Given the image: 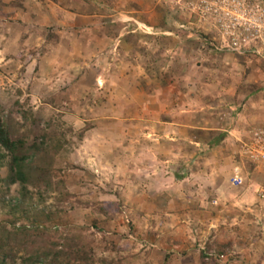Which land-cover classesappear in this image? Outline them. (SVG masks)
I'll list each match as a JSON object with an SVG mask.
<instances>
[{"label": "rangeland", "instance_id": "rangeland-1", "mask_svg": "<svg viewBox=\"0 0 264 264\" xmlns=\"http://www.w3.org/2000/svg\"><path fill=\"white\" fill-rule=\"evenodd\" d=\"M192 1L0 0V117L13 139L24 136L27 143L49 134L52 142L60 144L57 154L41 153L38 164L59 172L56 176L73 196L44 228L74 235L97 256L115 264H201L202 254L210 257H204L203 264H264L262 197L260 206L251 211L252 227L248 228L245 207L236 211L229 200L218 201L205 182L211 177L204 173H195V185L189 186L200 194L194 197L204 201L209 197L202 209L190 203L194 197L172 192L166 194L172 204L139 202L150 196V189L155 191L150 187L154 177L150 169L159 163L156 151L163 154L165 149L176 150L175 146L188 149L189 141L206 151L213 147L209 145L212 138L220 139L224 157H230L226 184L240 190L247 184L259 185L253 190L258 198L264 191V168L244 153L248 135L264 127V59L229 50L235 56H223L221 61L210 45L203 47V41L199 42L202 51H192V58L183 53L180 34L163 54L153 46L159 43L153 41L156 33L165 32L161 30L168 25L183 31L184 24H191L199 41L213 42L207 35L211 19H199L190 9ZM88 37L89 41L96 38L89 48ZM201 72L213 77L202 79ZM168 84L174 86L169 102L185 108V100L188 111L176 117L172 130L165 129L160 118L145 128L137 126L142 114L149 115L150 103L173 108L167 104L165 89L154 88ZM25 112L33 114V122H23ZM213 117L212 125L208 121ZM210 126L218 130L209 132ZM165 133L173 138V147ZM196 150L190 147L189 158L181 162L188 170L191 164L198 166L193 162L203 156ZM138 164L146 171L136 178L137 187H123L122 178L128 176L123 171L132 172ZM235 168L243 176L240 186L231 183ZM253 172L259 174L252 176ZM6 173L1 168L0 179ZM169 184L167 180L165 186ZM18 195L17 185L9 189L0 185V236L13 220L17 225L28 224L19 211L9 209ZM54 203L50 195L38 208ZM94 205L107 213H99ZM154 208L163 211L157 215L148 211ZM193 210L204 216L193 213L192 218Z\"/></svg>", "mask_w": 264, "mask_h": 264}, {"label": "trees", "instance_id": "trees-1", "mask_svg": "<svg viewBox=\"0 0 264 264\" xmlns=\"http://www.w3.org/2000/svg\"><path fill=\"white\" fill-rule=\"evenodd\" d=\"M15 5L19 6L20 2H15ZM22 120L25 124L33 122V114L23 113ZM12 137L0 117V169L7 171L5 178L0 179V185L7 189L13 185L19 187V195L12 199L9 209L11 212L19 211L28 224L17 225V221L13 220L9 229L0 236V264H115L114 260L97 256L93 249L85 247L74 235L56 228L54 232H49L44 228L60 215L65 204L73 198L65 181L56 176L59 172L54 174V171L38 164L41 153L49 151L57 154L60 144L52 142L49 134L35 136L27 143L24 136ZM50 195L54 205L38 208V203L44 202ZM94 206L99 213H107L102 206ZM204 257L210 258L209 254L207 257L202 254L199 259L201 264Z\"/></svg>", "mask_w": 264, "mask_h": 264}, {"label": "crops", "instance_id": "crops-1", "mask_svg": "<svg viewBox=\"0 0 264 264\" xmlns=\"http://www.w3.org/2000/svg\"><path fill=\"white\" fill-rule=\"evenodd\" d=\"M170 25H173V24H170ZM144 26L151 28L149 24H144ZM162 26H163V24H162ZM181 26H183V25H181ZM183 27H184L183 31H182V29L180 30L178 27H177V30H174L173 26L169 27V25L167 27H163L161 31H165V32H161L160 34H158L159 32L156 33L155 39L153 41H156V39H158L159 43L155 42L153 44V46H155V48L158 51H160L161 54H163V52L172 49V45H174L173 44L174 40H176V38H178L179 37L178 35L180 34L184 38L183 44H182L183 53H185L186 55L190 54L192 56V58L194 57V53H193L194 51H196V50L202 51L199 47V42L201 44V41H203V47H205L206 45H210V47H208V48H211L216 53V57L218 59L220 57L221 61H223L225 58L229 57L230 55H232V57H233L234 53L231 54L230 51L227 50L223 46V42L221 41L217 30L213 26L212 27L209 26L211 28L207 29V35L208 34L211 35V40L213 42H204L205 39H203V38H200L201 40L199 41V39H197V37H195V35H194L195 32H193L191 24H184ZM90 32H92V30ZM157 35H159V36H157ZM91 40H92V44H93L94 41H96V38H93ZM90 41H89V37H88V48L92 45L90 43ZM212 46L213 47L215 46V47L213 48ZM140 47L141 46H138V49H140ZM180 49H178V50H180ZM198 53L199 52H195V55L198 56ZM172 58L175 61L176 58H174V57H172ZM180 58H181V56H180ZM179 63H182V62H176V64H179ZM162 65H164V64L162 63ZM181 65H182V68L184 69L185 66L183 64H181ZM199 74H202V79L203 78L205 79V77H207L208 75L209 76L207 78L213 77L211 74H208L206 72L205 73L201 72ZM154 88L157 92H162L165 89L166 93H168L167 104H169L173 108L169 109L168 106H166L164 109H162L161 104L159 102L155 101L153 103H150L147 106V108L149 110V115L146 116L145 114H142L139 117V119L136 121V124L139 127L145 128L144 126H148V125L150 126L151 124H153L152 123L153 119L159 120V118H160V124L161 125L166 124L167 126L165 125L163 127L167 130H170V129L172 130L173 129L172 127L177 125L175 123L176 117L177 116L182 117L183 113H186L188 111L187 110L188 108L186 107L185 100H182L185 108H183V107L177 108L172 103V100H171V102H169V92L171 90L174 91V86L172 87V84H168L167 86L166 85L165 86H154ZM190 112L191 111H189L188 113H190ZM195 117H198V114H196ZM215 117L211 118L208 121V123L213 125ZM234 118H235V115L233 114V118L230 121L232 122L234 120ZM208 130H209V132L210 131L215 132L218 129H216V127L210 126L208 128ZM169 133H165L163 135V137L165 139H168L171 142V143L168 142L169 146L173 147V138L169 137ZM190 133H194V130H192V132H190ZM147 134L150 136V132ZM171 134H172V132H171ZM158 137L160 138L161 135H159ZM216 139L215 138L211 139V141H210L211 143L209 142L210 143L209 145L213 146V147H209L211 149L209 150V148H208L206 151H201L200 149H198L196 141L195 142L189 141L187 144L188 149L180 150L179 146H175V147H177L176 150L173 149L174 147L170 150L165 149V152L163 154L156 151L154 153V158H156V160H158L159 163L153 166L154 169L148 168L151 170L150 175L154 176L150 179V187L155 188V191H154V189H150L152 191L150 193V196L147 197L146 200H144L145 198H143V200H140L139 202H141L142 204H145V205H149V206L158 205V204H172V201H167V196H166V194L169 195L171 192L175 193L176 195L178 194L180 196H184L187 194L188 196H190V198L194 197L195 195H200L199 193L194 194L193 191H190L189 186L195 185L194 180H192L193 175L195 173H204V174L210 175L211 179L205 180V182H208L210 185L209 186L207 183L208 187L211 188L212 191H214L215 195L217 194L216 196H219L218 201H221L222 199L226 200V201L229 200L231 202L230 203L231 209L236 208V211H242L241 208L245 207V210L247 212L245 211L244 218L247 217V221H248V223L245 226H246V228L252 227V224H251L252 218L251 217L254 214H252L253 212H251V211L256 210L257 204L260 206V204L262 202L260 200L261 196H260V198H258L257 195H255V193H254V191L258 189L259 185H253L254 187L252 188V186L250 187V185L247 184L246 186H243L242 190H240L239 188H233L231 186L229 187V185L226 184L227 183L226 176L230 171L229 170V168H230L229 158L230 157H224V154L220 149V144H219L220 139H218V138H216ZM157 140L158 139H156L155 141H157ZM176 145H179V144H176ZM190 147H196L197 154L201 153V154H203V156H198L197 160H195L193 162V163L196 162V164L198 166H193V164H191L189 166V170H188V165L183 164V166H182L181 162H184L185 158H187V157L189 158V156L187 155V152L189 151ZM207 147H208V145L207 146L204 145V148H207ZM178 149H179V151H178ZM196 152H195V157L197 155ZM191 159H193V158H191ZM188 161H191V160H188ZM177 165H180V167L178 168ZM122 168H124V167L122 166ZM144 168H145V166L138 164V166L134 165L132 172H127V169H125L123 172H126V174H128V176H126V178H128L129 183L126 182V178L125 179L122 178L124 180L123 187L127 186V185L137 187L138 184L135 182L136 178H139V176L142 174L143 170L146 171V169H144ZM186 171L189 172V175L184 174V176H182L180 174V173H184ZM167 173H170L169 174L170 177L165 176V174L167 175ZM172 173H176V174H172ZM257 174H259V173L253 172L252 176L257 175ZM223 176H224V178H223ZM241 177L243 178V176H241ZM131 180H133V182ZM167 180H169L170 184L167 185V187H166L165 182ZM172 184H174V185H172ZM196 188L198 189L199 187L196 186ZM168 189H170V191H168ZM204 189H206V188H204ZM163 191H165V194H163L164 193ZM166 191H168V192H166ZM154 192H157V193H154ZM162 194H163V196H161ZM208 199H209V197H207L206 201H208ZM190 201H191L190 202L191 204L193 203L194 207H196L198 205V209H202V207H203L202 204H206L205 203L206 201H204L203 197L200 199V198H197V196H196V197H194L193 200H190ZM185 202H186V204L188 203L186 200H185ZM160 209L163 211L162 208H154L152 211L150 209H148V211L157 215L160 213ZM200 212L201 213L198 214L199 213L198 210H196V211L193 210V212L191 213L192 218L195 217V215H193V213L196 214V216L198 218L203 217L204 216V214H202L203 212L202 211H200ZM248 212H249V214H248ZM146 217H149V216H146Z\"/></svg>", "mask_w": 264, "mask_h": 264}, {"label": "built area", "instance_id": "built-area-1", "mask_svg": "<svg viewBox=\"0 0 264 264\" xmlns=\"http://www.w3.org/2000/svg\"><path fill=\"white\" fill-rule=\"evenodd\" d=\"M190 9L199 19H211L227 50L251 52L264 59V0H193ZM244 153L252 163L264 168V127L248 135ZM231 183L242 184L239 168L234 169ZM260 195L264 197L263 190Z\"/></svg>", "mask_w": 264, "mask_h": 264}]
</instances>
